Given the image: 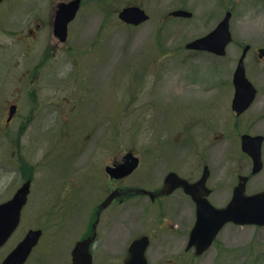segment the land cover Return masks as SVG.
Returning <instances> with one entry per match:
<instances>
[{
  "label": "rangeland",
  "instance_id": "obj_1",
  "mask_svg": "<svg viewBox=\"0 0 264 264\" xmlns=\"http://www.w3.org/2000/svg\"><path fill=\"white\" fill-rule=\"evenodd\" d=\"M59 1L70 0H24L26 8H23L46 9L44 12L48 14L51 6L54 14V5L56 7L55 3ZM99 2L83 0L81 11L71 26L72 48L77 52L93 48L91 58L85 56L86 52H80L81 57L75 67V74L79 77L73 73V81L81 82L80 88L90 97L85 98L82 113L75 114L76 125L80 126L73 132L58 134L60 144L53 160L59 164L55 168L60 173L54 181L55 189H51L46 197L50 200L58 197L59 205L76 210L72 219L67 224L65 222L66 232L57 235L47 251L41 257L36 255L39 258L35 256L29 264H72L68 250L74 246L80 232L82 211L85 212L86 208L96 211L99 195L107 188L104 180L108 176L103 167L117 159L115 155L122 148L136 153L143 161L140 170L125 182L128 188L145 186L152 189L162 183L164 176L172 170L183 175L202 174L205 164L216 179L222 178L224 184L229 183L240 168L247 171L248 162L242 158L239 145L222 143L214 147H190L182 143V133L188 129L196 112L189 109L190 104L207 106L204 103L214 98L219 91L218 83L224 80H218V68L220 65L224 70L229 67L230 61L236 60L238 48L230 46L228 50L234 57L221 63L210 54L186 51L185 45L212 31L228 10L233 12L231 29L237 43H261L264 40V1ZM132 4L143 7L151 20L138 28L123 25L117 14ZM23 8H14L12 15H22ZM177 9L192 11L194 16L190 20L169 17L170 12ZM160 23L164 24L160 39L165 55L158 46ZM68 67L74 70V63L69 62ZM65 75L63 72L62 77ZM12 82L1 85L0 89L10 90ZM74 85L72 89L77 86ZM64 88L65 83L62 82ZM208 105L205 107L208 114L205 112L197 117L199 121L203 118L208 120L211 116L213 105ZM85 124H89V131L79 129ZM191 125L193 127L189 129L194 133L196 128ZM92 130L94 136L91 133L88 139L87 152L73 161L76 159L75 146L85 141ZM34 133L37 135V130ZM205 133L210 135L207 131ZM48 134L39 132L38 135L43 139ZM53 135L55 139L54 131L49 139ZM199 152H203L202 156ZM45 173L49 176L51 171ZM84 175H92L99 187L95 185L93 189V180L89 186L86 181L83 187L75 189L73 184L81 181ZM146 203L143 197L137 196L128 199L126 206H110L105 210L98 226L94 264H124L131 242L144 235L151 239L147 252L149 264H264V228L227 225L216 244L203 256L196 257L193 252L186 251L196 220L195 206H143ZM50 207H45L46 212ZM53 235L47 230V239Z\"/></svg>",
  "mask_w": 264,
  "mask_h": 264
},
{
  "label": "flooded vegetation",
  "instance_id": "obj_2",
  "mask_svg": "<svg viewBox=\"0 0 264 264\" xmlns=\"http://www.w3.org/2000/svg\"><path fill=\"white\" fill-rule=\"evenodd\" d=\"M16 7H25L24 0H4L0 5V38L2 39L0 41V86L13 80L10 90L0 89V205L11 202L16 193L23 189L27 190V201L21 210L18 226L5 246L0 249V263L17 248L29 232L41 231L37 246L25 262L29 264L36 255L41 257L47 251L57 235L66 232L65 226L72 219L73 211L76 210L69 206L59 205L61 201L58 197L55 200L46 197L48 192L55 189L54 181L56 175L60 173L55 168V165L59 164L53 160V155L58 151L56 148L60 144V132L70 130L73 132L80 126L76 125L75 114L82 113L84 100L90 96L80 88L81 82L73 81L76 63L81 54L72 48L70 39L62 43L56 37L55 14L51 11L45 14L44 11L25 9V7L22 15H12V10ZM23 29L25 31L21 34ZM233 45L238 48L236 60H231L229 67L225 70L222 65L218 68V80L224 79L223 82L218 83L219 91L214 94L212 100L204 103L207 106L198 103L190 104L189 109L196 111L191 121L196 130L193 133L189 129L193 127L190 124L187 126L188 129L182 133V143L185 146L214 147L222 143L223 145H239L242 158L248 162L247 171L240 168L232 176V180L225 184L222 178L216 179L206 164L202 174L183 175L177 172L190 185H195L207 170L206 185L196 189L195 192L198 197L207 199L212 206H228L236 189L243 183L242 179H245L246 194L255 195L264 192V176H262L264 173V40L254 45H243L238 44L233 36V42L229 47ZM229 47L224 56H217L221 63L229 57H234L232 51L228 50ZM74 55L77 57L74 58ZM69 62L74 63V70L68 67ZM240 62L243 63L247 79L243 84L237 83V70ZM63 72L66 74L64 77H62ZM62 82L65 83V90L62 89ZM72 84L77 86L72 89ZM86 86L87 83L84 89ZM253 89L254 92L251 93ZM239 92L246 100L240 101L237 98ZM250 94L251 101L248 103L247 98ZM208 104L213 105L210 108L211 116L208 120L203 118V121H199L197 117L205 112L208 114L209 110L206 109L209 107ZM83 128L89 131V124L79 127L80 130ZM201 129L207 131L212 137L209 138L210 135L207 136ZM36 130L38 134L39 132L42 134L49 132V134L46 138L40 139L41 136L34 133ZM53 131L56 138L54 139L53 135L52 139H49ZM91 132L85 141L75 146L76 159L73 161L76 162L77 157L87 152L89 146L87 142ZM244 136L252 138V147L259 144L261 146L262 169L257 173H254V159L243 151ZM44 148L45 151H42ZM118 152V155H115L118 156L117 159L104 165L105 170L108 166L121 164L129 153L138 156L140 158L139 168L142 166V158L131 150L122 148ZM199 154L202 156L203 152ZM47 170L51 171L50 177L45 173ZM167 175L164 176L162 183L151 187L152 189L140 186L147 190L150 189L151 196L134 193L142 189L140 187H125V182H128L130 177L113 180L107 175L108 177L104 180L107 184L106 192L104 191V195L100 193L98 200L100 203L96 211L94 212L92 208H86L85 212L82 211L80 232L76 235L74 248L79 241L94 235L93 225L98 218L100 205L115 191V196L119 194L118 191L125 193L116 197L110 206H126L128 199L132 200L140 196L147 201L143 206H195L196 215L197 202L185 189L177 188L171 194L166 192L167 188L164 186ZM93 180L92 175H84L81 181L73 184V187L79 189L85 185L86 181L89 186ZM95 185L99 187L97 180L93 181L94 190ZM222 199L224 201H221ZM46 206H51L47 212ZM104 212L105 210L102 211V215ZM46 213L48 219H46ZM47 223H49L48 226H46ZM47 230L52 235L54 234L52 238L47 239ZM98 235L99 229L96 241ZM94 247L95 244L91 246L93 257ZM74 248L68 250L70 255Z\"/></svg>",
  "mask_w": 264,
  "mask_h": 264
},
{
  "label": "water",
  "instance_id": "obj_3",
  "mask_svg": "<svg viewBox=\"0 0 264 264\" xmlns=\"http://www.w3.org/2000/svg\"><path fill=\"white\" fill-rule=\"evenodd\" d=\"M3 0H0V3ZM82 0H74L69 4L59 6V11L56 17L55 34L64 42L68 36V26L76 17ZM175 17L192 18L193 13L186 10H178L172 14ZM119 18L128 25L139 26L147 22L150 17L147 12L137 6L124 8L119 13ZM231 13H227L225 19L220 23L218 28L208 36L197 39L187 45L188 49L210 51L218 55H224L227 45L232 42V34L230 31ZM243 61V59L241 60ZM238 82L243 84L247 81L243 63L240 62L237 70ZM253 88V87H252ZM254 92V89L251 93ZM237 98L242 101V94L239 92ZM249 99V100H248ZM248 103L251 101V94L247 98ZM248 106V104L246 105ZM261 143V142H260ZM253 141L249 136L244 137L243 150L252 156L255 162L254 173L262 169L261 161V146L252 147ZM139 165V159L132 156L127 157L123 165L108 168V173L116 179L124 178L134 172ZM208 178V171L201 181L195 186H189L188 183L181 179L178 175L170 174L166 180V192H172L178 187H183L188 193L194 196L198 206L197 220L194 228L190 233V238L187 246V251L194 249L196 256L203 255L208 251L215 242L218 234L228 224L237 226H256L264 228V192L253 196L245 194V179L243 183L236 189L233 199L230 204L224 208L212 206L206 199L198 197L195 193L196 189L205 185ZM25 189L20 191L16 198L9 204L0 206V247L9 239L16 225L18 224V215L25 203ZM27 194V192H26ZM114 198L112 195L102 208L106 207ZM19 204V206H17ZM13 213H17V219L13 220ZM41 233L32 231L28 234L23 243L9 255L2 264H23L28 258L34 246L37 245ZM93 240L89 239L78 245L74 253L75 264H93L92 257L89 254V247ZM148 237H141L135 240L129 248L125 264H149L146 258V251L149 247Z\"/></svg>",
  "mask_w": 264,
  "mask_h": 264
},
{
  "label": "trees",
  "instance_id": "obj_4",
  "mask_svg": "<svg viewBox=\"0 0 264 264\" xmlns=\"http://www.w3.org/2000/svg\"><path fill=\"white\" fill-rule=\"evenodd\" d=\"M93 1H95V0H93ZM102 4H104V3H106L105 1L106 0H99ZM99 2V3H100ZM102 4H101V6H102ZM164 24L163 23H160L159 24V27H158V31H157V36H158V46H159V48H161L162 49V51L164 52V53H166V51H165V49L163 48V47H161L162 45H163V42H162V40L160 39L161 38V36H163V31H164Z\"/></svg>",
  "mask_w": 264,
  "mask_h": 264
}]
</instances>
